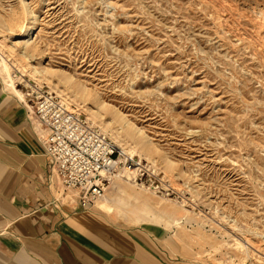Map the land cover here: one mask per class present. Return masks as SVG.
I'll list each match as a JSON object with an SVG mask.
<instances>
[{
  "label": "rangeland",
  "instance_id": "374dc122",
  "mask_svg": "<svg viewBox=\"0 0 264 264\" xmlns=\"http://www.w3.org/2000/svg\"><path fill=\"white\" fill-rule=\"evenodd\" d=\"M42 66L107 106L75 98ZM0 77L13 95L19 80L61 103L63 89L73 111L159 172L157 190L110 183L100 206L110 199L113 212L103 219L141 223L126 202L142 194L146 220L203 264H264V0H0ZM138 128L154 144L147 154Z\"/></svg>",
  "mask_w": 264,
  "mask_h": 264
},
{
  "label": "crops",
  "instance_id": "0c3cea01",
  "mask_svg": "<svg viewBox=\"0 0 264 264\" xmlns=\"http://www.w3.org/2000/svg\"><path fill=\"white\" fill-rule=\"evenodd\" d=\"M37 133L0 77V264H203L146 216L121 225L101 217L113 212L101 200L97 210L65 200Z\"/></svg>",
  "mask_w": 264,
  "mask_h": 264
},
{
  "label": "built area",
  "instance_id": "2783aa9c",
  "mask_svg": "<svg viewBox=\"0 0 264 264\" xmlns=\"http://www.w3.org/2000/svg\"><path fill=\"white\" fill-rule=\"evenodd\" d=\"M19 81L14 95L36 121L37 135L52 159L50 186L68 202L89 208L118 178L152 190L162 185L159 172L148 168L146 159L118 145L82 113L61 103L48 87Z\"/></svg>",
  "mask_w": 264,
  "mask_h": 264
},
{
  "label": "bare ground",
  "instance_id": "6f19581e",
  "mask_svg": "<svg viewBox=\"0 0 264 264\" xmlns=\"http://www.w3.org/2000/svg\"><path fill=\"white\" fill-rule=\"evenodd\" d=\"M33 21H31V24L29 26H25V28L23 29V34L26 36H30L33 34L34 32V24L32 23ZM29 41V39H27L25 41V43L27 44ZM6 63V62H4ZM42 71L43 72H48V73H52L53 75H57L58 78L60 79V81H63L66 84V87H71L72 89H74V96L76 97H83V98H87V97H93L94 101L99 104V105H106V102H103L101 100H99V98L97 96H95L91 90L90 87H88L85 83L83 82H77L75 80V78L72 75H65L64 73H55L53 72L48 66H42ZM40 72V71H39ZM41 73V72H40ZM57 92L60 96V99L63 103H66V106H69L72 110L74 108H76L79 104L78 103H74L73 101H71L73 98H71L66 92H64L63 89L57 88ZM105 106V107H106ZM76 111V110H74ZM124 121L126 122V126L128 127H132L133 125L131 124V122L126 119L125 117ZM138 138L136 139L137 144L142 146V150L141 152H143L144 154H147V151L154 146L153 142L149 139V137L147 136V134H145V132L141 129L138 128V130H136ZM129 136H131L132 138L133 135L128 134ZM145 151V152H144ZM120 197H122L123 199H126L127 196H125L123 193H117ZM143 195L141 194H134V199L128 200L126 202V206H133V208L137 209L139 212H141L144 216L147 217L148 214V210L144 211L143 206L139 207L138 202H143V198H141ZM128 199V198H127ZM143 199V200H142ZM110 203V199H106L104 200L103 204L101 205L102 208L106 209V210H113L112 205L109 204ZM146 203V202H144ZM149 204V203H147ZM155 207L163 212V215H168L170 217V219H173V221L178 220L177 217H175L174 215H177L179 213V211L175 208H173L172 206L168 205V204H162L159 202H155ZM133 208H131L130 210H128L129 212L133 213L134 216H136L137 220L142 219L141 215H139ZM177 208V207H176ZM174 217V218H173Z\"/></svg>",
  "mask_w": 264,
  "mask_h": 264
}]
</instances>
